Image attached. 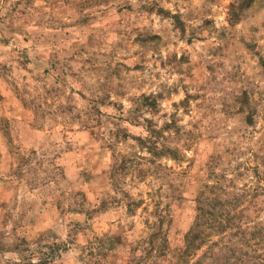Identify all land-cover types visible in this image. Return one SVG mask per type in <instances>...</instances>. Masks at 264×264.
I'll return each instance as SVG.
<instances>
[{"label": "rangeland", "instance_id": "rangeland-1", "mask_svg": "<svg viewBox=\"0 0 264 264\" xmlns=\"http://www.w3.org/2000/svg\"><path fill=\"white\" fill-rule=\"evenodd\" d=\"M0 264H264V0H0Z\"/></svg>", "mask_w": 264, "mask_h": 264}, {"label": "trees", "instance_id": "trees-1", "mask_svg": "<svg viewBox=\"0 0 264 264\" xmlns=\"http://www.w3.org/2000/svg\"><path fill=\"white\" fill-rule=\"evenodd\" d=\"M198 234H194V230H191L189 234L187 235V241H188V246L189 248L187 249V253L191 251V248L194 247L196 239L198 238Z\"/></svg>", "mask_w": 264, "mask_h": 264}]
</instances>
